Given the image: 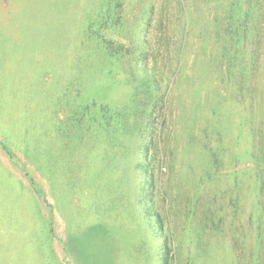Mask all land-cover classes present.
Segmentation results:
<instances>
[{
    "label": "rangeland",
    "instance_id": "rangeland-1",
    "mask_svg": "<svg viewBox=\"0 0 264 264\" xmlns=\"http://www.w3.org/2000/svg\"><path fill=\"white\" fill-rule=\"evenodd\" d=\"M243 3L0 0V264H264Z\"/></svg>",
    "mask_w": 264,
    "mask_h": 264
},
{
    "label": "trees",
    "instance_id": "trees-1",
    "mask_svg": "<svg viewBox=\"0 0 264 264\" xmlns=\"http://www.w3.org/2000/svg\"><path fill=\"white\" fill-rule=\"evenodd\" d=\"M243 2L242 11L245 24L242 31L248 33V35H252L256 28L259 29L260 23L264 20V0H243ZM256 3L257 5H255ZM253 8L255 9L254 11ZM254 19H257L258 21Z\"/></svg>",
    "mask_w": 264,
    "mask_h": 264
}]
</instances>
